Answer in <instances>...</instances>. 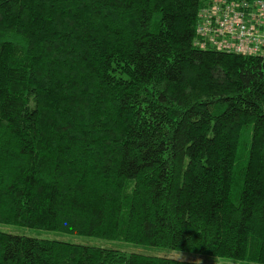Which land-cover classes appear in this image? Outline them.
<instances>
[{"label": "trees", "instance_id": "trees-1", "mask_svg": "<svg viewBox=\"0 0 264 264\" xmlns=\"http://www.w3.org/2000/svg\"><path fill=\"white\" fill-rule=\"evenodd\" d=\"M227 3L264 15L0 0V224L139 248L0 229V264H264V57L212 43Z\"/></svg>", "mask_w": 264, "mask_h": 264}, {"label": "built area", "instance_id": "built-area-1", "mask_svg": "<svg viewBox=\"0 0 264 264\" xmlns=\"http://www.w3.org/2000/svg\"><path fill=\"white\" fill-rule=\"evenodd\" d=\"M252 16V19H254V21L251 22H253L255 25L251 26H245L243 22L238 21L237 19L230 18L231 23L229 24V26L231 30L238 28L240 35L238 37L237 42L235 43V49L244 53L259 54L260 56L264 57V15L261 16V18H258L257 15ZM215 22L216 24L218 23V26L216 28L211 25V27L206 28L207 31L203 30L202 28H199V30H203L206 31V33H210L212 42L216 43L217 45H222L223 40H216V37L217 35L223 36L224 31L222 29V25H224L223 23H225V20L220 18V16H216ZM247 23L249 22L246 21V24ZM240 32L242 33L240 34Z\"/></svg>", "mask_w": 264, "mask_h": 264}, {"label": "rangeland", "instance_id": "rangeland-1", "mask_svg": "<svg viewBox=\"0 0 264 264\" xmlns=\"http://www.w3.org/2000/svg\"><path fill=\"white\" fill-rule=\"evenodd\" d=\"M240 30V28H239ZM242 32H240L241 34ZM243 36V35H242ZM0 229H5L9 230L12 232H16L19 234H25V235H32V236H37V237H44V238H56V239H63V240H74V241H82V242H88L92 243L94 245H100V246H112V247H117L119 249H122L123 251H135L138 250L139 248L137 246L128 244V243H123V242H118V241H108L100 238H94V237H81V236H72V235H67V234H61L60 232L57 231H47V230H38L34 228H26V227H21V226H16V225H3L0 224ZM150 253H156L160 255H172L177 258H182L185 260H192V258L202 260L204 257L198 256L196 254H189V253H176L173 251H159V250H154V251H149ZM206 258V257H205ZM206 260L211 261L212 263H221V264H227L230 263L229 260H223L222 258H215V259H209L206 258ZM233 264V263H231ZM239 264V263H238Z\"/></svg>", "mask_w": 264, "mask_h": 264}]
</instances>
